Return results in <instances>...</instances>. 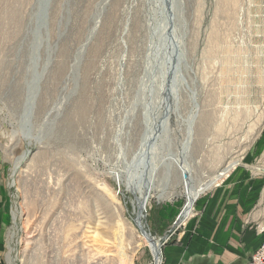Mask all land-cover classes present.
Listing matches in <instances>:
<instances>
[{
	"label": "rangeland",
	"instance_id": "374dc122",
	"mask_svg": "<svg viewBox=\"0 0 264 264\" xmlns=\"http://www.w3.org/2000/svg\"><path fill=\"white\" fill-rule=\"evenodd\" d=\"M233 161L264 173V0H0V264H149L136 195L161 244Z\"/></svg>",
	"mask_w": 264,
	"mask_h": 264
},
{
	"label": "crops",
	"instance_id": "0c3cea01",
	"mask_svg": "<svg viewBox=\"0 0 264 264\" xmlns=\"http://www.w3.org/2000/svg\"><path fill=\"white\" fill-rule=\"evenodd\" d=\"M243 170H228L196 198L183 229L163 246L164 264H247L264 239L256 229L264 228V173L256 179Z\"/></svg>",
	"mask_w": 264,
	"mask_h": 264
},
{
	"label": "bare ground",
	"instance_id": "6f19581e",
	"mask_svg": "<svg viewBox=\"0 0 264 264\" xmlns=\"http://www.w3.org/2000/svg\"><path fill=\"white\" fill-rule=\"evenodd\" d=\"M236 163L237 162L235 161L230 162L228 164V167L224 171H222L220 177L223 176L228 170H230ZM201 189L196 190V188L195 189L187 188V190H185L186 200L182 207V213L181 212L179 213L180 220L185 221L190 216L193 209V203L198 197V194L201 191ZM152 190H153V186H151L148 182V184L146 183V185L143 187L142 191L140 190L141 192L138 195H136V199H135L136 215L134 218V222H135L134 224L136 225L138 232L143 239L144 244H146L150 249L153 259L156 261H160L162 248H161V244H159V239H156L154 236L150 234V232L146 229V226L143 222V219L145 217V203L151 197Z\"/></svg>",
	"mask_w": 264,
	"mask_h": 264
},
{
	"label": "built area",
	"instance_id": "2783aa9c",
	"mask_svg": "<svg viewBox=\"0 0 264 264\" xmlns=\"http://www.w3.org/2000/svg\"><path fill=\"white\" fill-rule=\"evenodd\" d=\"M186 220H180V215L177 216L174 225H176L172 231H170L168 234L165 235V237L160 238L162 240H160L161 242V248L169 241V239L175 234V233H179L185 224ZM257 231L259 233H263L264 232V228L263 227H256ZM149 264H164V260L162 257V253H161V260L160 261H156L153 259H151V261L149 262ZM247 264H264V239H262L261 243L256 247V249L251 253L250 258L247 262Z\"/></svg>",
	"mask_w": 264,
	"mask_h": 264
},
{
	"label": "water",
	"instance_id": "95a60500",
	"mask_svg": "<svg viewBox=\"0 0 264 264\" xmlns=\"http://www.w3.org/2000/svg\"><path fill=\"white\" fill-rule=\"evenodd\" d=\"M48 0H43V4H46V2H47ZM170 56L172 57V60H174V56H175V54H170ZM164 237H165V235H164Z\"/></svg>",
	"mask_w": 264,
	"mask_h": 264
}]
</instances>
